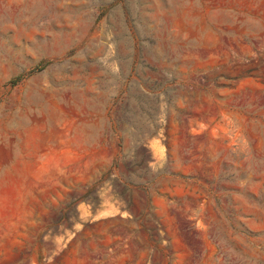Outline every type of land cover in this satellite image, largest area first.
<instances>
[{
	"label": "rangeland",
	"instance_id": "374dc122",
	"mask_svg": "<svg viewBox=\"0 0 264 264\" xmlns=\"http://www.w3.org/2000/svg\"><path fill=\"white\" fill-rule=\"evenodd\" d=\"M0 264H264V0H0Z\"/></svg>",
	"mask_w": 264,
	"mask_h": 264
}]
</instances>
